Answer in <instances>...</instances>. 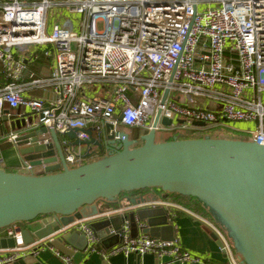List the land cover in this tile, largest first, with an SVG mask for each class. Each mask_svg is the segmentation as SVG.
Masks as SVG:
<instances>
[{
    "label": "built area",
    "instance_id": "2783aa9c",
    "mask_svg": "<svg viewBox=\"0 0 264 264\" xmlns=\"http://www.w3.org/2000/svg\"><path fill=\"white\" fill-rule=\"evenodd\" d=\"M65 9L80 19L65 17L61 14ZM33 46L48 47L44 54L52 59L51 72L48 77L31 75L23 83L24 57ZM0 65L8 79L0 85V119L5 109L24 106L35 115L32 125L51 123L58 133L88 128L100 137L104 123L111 124L112 131L125 126L148 132L159 113L155 132L176 138L206 129L228 130L226 121H252L255 128L245 138L264 145V0H0ZM47 87L51 99L23 95L25 90ZM92 88L102 94L87 95ZM162 117L172 123L160 124ZM16 135L1 138L12 142ZM78 138L88 136L79 132ZM75 148L64 150L69 167L87 158ZM3 162L0 156V168ZM22 163L23 169H32L27 161ZM143 203L187 211L164 199ZM125 211H105L60 230H80L87 238V250L94 249L91 245L98 238L89 221ZM209 224L221 238L227 264H244L230 241ZM133 225L144 223L125 219L119 232L109 231L118 233L119 242L106 256L152 253L156 264H219L191 254L176 238L133 234ZM16 226L7 227L16 247L0 256V264L44 246L23 244ZM46 246L63 264H73L70 256Z\"/></svg>",
    "mask_w": 264,
    "mask_h": 264
},
{
    "label": "water",
    "instance_id": "95a60500",
    "mask_svg": "<svg viewBox=\"0 0 264 264\" xmlns=\"http://www.w3.org/2000/svg\"><path fill=\"white\" fill-rule=\"evenodd\" d=\"M158 119L159 113L151 129L138 139H130L124 131H112L109 123H104L100 137L81 127L58 133L51 123L32 125L33 119L25 117L10 121L9 129L0 127V138L17 134L10 144L18 147L23 161L32 167L17 172L0 168V249L16 247L7 227L20 223L15 231L20 233L23 244L57 235L50 243L62 253L73 258L84 255L88 246L85 234L76 228L60 230L82 217L78 211L83 206L100 199L113 201L123 191L156 187L166 193L197 197L217 214L241 261L264 264V145L241 138L210 136L156 141ZM171 123L170 118L160 119L162 125ZM193 124L204 126L202 122ZM79 132L88 138H78ZM64 137L69 139L66 145L61 143ZM138 141L141 144L137 145ZM22 145L27 146L19 147ZM78 146H86L83 157L92 155V147L105 150L106 154L69 167L64 159L65 147ZM156 198L140 196L131 199V203ZM103 212L95 209L89 216ZM52 215L58 217L53 220ZM135 218L145 219L150 236L174 239L168 213L161 206L101 216L89 226L100 240L110 236L118 241V233L109 231L119 232L125 219L133 222ZM98 226L103 232L97 231ZM219 245L222 246L221 241ZM32 261L22 257L8 264H33Z\"/></svg>",
    "mask_w": 264,
    "mask_h": 264
},
{
    "label": "crops",
    "instance_id": "0c3cea01",
    "mask_svg": "<svg viewBox=\"0 0 264 264\" xmlns=\"http://www.w3.org/2000/svg\"><path fill=\"white\" fill-rule=\"evenodd\" d=\"M48 49V47H38V48H30L29 53L26 54L24 60L27 65V70L22 76L20 82H27L32 77H48L51 72L52 59L44 54V50ZM32 75V77H31ZM8 79L5 76L2 66L0 65V85L6 83ZM87 95H100L102 94L100 91L92 88L86 91ZM24 96H31L42 98L44 100H48L52 98V91L50 88H33L28 89L23 92ZM5 115L0 119V127L3 129L10 128V121L20 119L21 117L25 118H35L34 113L27 107L20 106L15 109H6ZM118 130L124 131L128 134L130 139H138L142 134L146 131L138 128H129L125 126H119ZM229 133L235 132L241 134L239 138L245 139L244 136L246 134L245 131H239L235 129H229ZM244 134V135H243ZM173 137V134L169 132H158L156 133V141H165L168 137ZM66 141H69L67 137H64ZM51 140V138H50ZM63 139H61L62 141ZM141 144V141H138L137 145ZM27 145H22L19 147H26ZM94 149V148H93ZM86 150L85 146L76 147L75 152L84 154ZM94 152L90 157L84 158L83 163L91 161L97 157H100L103 154H106L105 151L100 153L97 149L93 150ZM0 156L3 158L4 162L2 168L7 171H20L23 167V157H21L18 153V147L15 145H11L10 142L5 141L0 138ZM156 196L158 200H167L178 205L183 206L187 211L181 210L175 207H164L166 212L168 213V220L172 224L171 233L176 238L180 244V246L190 252L191 254L197 255L203 259H207L212 262H216L219 264H227V257L225 256L224 251L219 245L221 238L215 233L211 223L217 229H219L222 234L229 240L228 235L220 220L208 206L203 203V207L206 211H208V215H202L194 212L193 210L185 207L182 204L174 202L173 200L167 198L166 194L158 196L155 192H147L146 194H139L135 197L127 198V197H117L113 201L100 199L91 205L83 206L78 214L81 215V218H75L74 221L81 220L88 217L92 214L95 209H103L105 211H112L116 208H127V211H136L140 208H148L155 207L159 205H151L147 203H136L132 204L131 199L139 198L140 196L149 197ZM115 202V203H114ZM118 204V207L116 205ZM163 207V206H161ZM99 217L94 218L91 221L97 220ZM155 220V217H153ZM142 223L146 224L145 219L141 220ZM72 223V222H71ZM16 225H20V223H16ZM22 225V224H21ZM132 233H145L146 225L143 227H136L133 225L131 227ZM102 226H98L97 231L103 232ZM215 235V237H214ZM57 235H48L42 239H36L33 243L29 244L33 248V246L39 247L40 243H44L43 247L37 248L35 252L29 250V252L23 256V258L33 259V264H63V260L57 256L53 250H51L48 245L53 246V244L48 242L49 237H56ZM119 242L114 237L107 236L103 241L98 238L95 243L94 249H88L85 251L84 255H78L76 257H70L73 264H156L158 258L152 253H145L143 255H137L135 253H130L128 255H124L123 253H114L106 256L107 252L114 246H116ZM222 243V242H221ZM61 246V244H59ZM66 246V245H65ZM67 248L70 246L67 245ZM233 247V246H232ZM57 249V248H56ZM9 249H0V256L6 254ZM59 250V249H58ZM60 251V250H59ZM168 264H178V263H168ZM194 264V263H188Z\"/></svg>",
    "mask_w": 264,
    "mask_h": 264
},
{
    "label": "trees",
    "instance_id": "16d2710c",
    "mask_svg": "<svg viewBox=\"0 0 264 264\" xmlns=\"http://www.w3.org/2000/svg\"><path fill=\"white\" fill-rule=\"evenodd\" d=\"M228 135H230L229 137H233L232 133H228ZM240 136V135H239ZM199 137H203V136H198V137H194V136H177L178 139L181 138H199ZM217 137V136H215ZM174 138V136L172 137H168L165 141L167 140H172ZM246 139V138H245ZM96 150V147H92V150L94 149ZM98 150V149H97ZM100 153H102L103 151H99ZM105 154L101 155L100 157L104 156ZM155 192L156 195L161 196L163 194H166L167 198L173 200L174 202H177L179 204L184 205L185 207L193 210L194 212L198 213V214H202V215H208V211L205 210V208L203 207V202L200 201L197 197L195 196H187V195H181L179 193L176 192H172V193H166L164 191H162L160 188H145V189H140V190H132L129 192H121L118 197H127V198H131V197H135L136 195L139 194H146L147 192Z\"/></svg>",
    "mask_w": 264,
    "mask_h": 264
},
{
    "label": "rangeland",
    "instance_id": "374dc122",
    "mask_svg": "<svg viewBox=\"0 0 264 264\" xmlns=\"http://www.w3.org/2000/svg\"><path fill=\"white\" fill-rule=\"evenodd\" d=\"M55 10V9H54ZM60 11V10H59ZM62 15H64L67 18H72L74 19L76 22L80 19V16L76 13L72 14L70 13L67 9H65L64 11L61 12ZM51 23L53 22V20L50 21ZM34 48H38V46H33ZM262 99L264 102V93L262 95ZM225 124L229 127V129H235V130H239V131H252L255 128V123L250 121V122H245V121H226ZM228 130H222V131H213V130H209L206 129L204 131H199L196 133H191V134H184V136L188 135V136H194V137H198V136H210V137H226V138H239L238 133L232 132L233 137H229L230 135H228L229 131ZM244 135V134H243ZM242 137H246L245 135ZM99 157L95 158L98 159ZM93 159V160H95Z\"/></svg>",
    "mask_w": 264,
    "mask_h": 264
},
{
    "label": "flooded vegetation",
    "instance_id": "af4514ba",
    "mask_svg": "<svg viewBox=\"0 0 264 264\" xmlns=\"http://www.w3.org/2000/svg\"><path fill=\"white\" fill-rule=\"evenodd\" d=\"M104 140V139H103ZM104 151V150H103Z\"/></svg>",
    "mask_w": 264,
    "mask_h": 264
}]
</instances>
